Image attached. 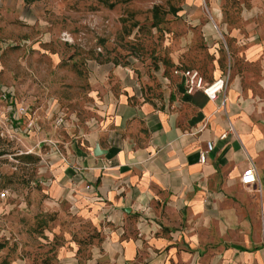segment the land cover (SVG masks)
I'll return each mask as SVG.
<instances>
[{"label":"crops","instance_id":"1","mask_svg":"<svg viewBox=\"0 0 264 264\" xmlns=\"http://www.w3.org/2000/svg\"><path fill=\"white\" fill-rule=\"evenodd\" d=\"M177 12L162 95L150 97L129 66L87 59L88 116L49 101L57 147L46 129L24 138L41 126L28 113L13 119L18 90L2 84L16 94L0 96V119L17 130L0 138L38 156L31 204L70 214L84 237L65 232L64 242L40 247L7 232L4 264H264V0H184ZM185 70L205 84L228 73L229 86L215 99L189 93ZM252 161L262 196L240 181ZM5 190L1 202L28 208L24 194Z\"/></svg>","mask_w":264,"mask_h":264},{"label":"rangeland","instance_id":"2","mask_svg":"<svg viewBox=\"0 0 264 264\" xmlns=\"http://www.w3.org/2000/svg\"><path fill=\"white\" fill-rule=\"evenodd\" d=\"M109 1L112 7L101 0H0V85L17 88L19 103L28 105V116L41 126L24 134L27 140L46 129L45 142H50L48 130L56 127L50 100L80 120L88 116L87 59L129 66L150 97L162 95L160 68L167 74L173 70L171 32L183 21L173 9L179 10L184 0ZM157 6L161 14L155 16ZM24 150L21 141L0 138V190L9 188L28 200L27 209L12 199L0 201V264L7 260V232L19 235L16 244L40 247L64 242L65 232L84 238L77 235L79 222L70 214L31 204L37 200L38 156L28 157ZM262 181L254 190L258 196ZM47 231L58 235L49 237ZM261 232L264 236L263 215Z\"/></svg>","mask_w":264,"mask_h":264},{"label":"built area","instance_id":"3","mask_svg":"<svg viewBox=\"0 0 264 264\" xmlns=\"http://www.w3.org/2000/svg\"><path fill=\"white\" fill-rule=\"evenodd\" d=\"M179 73L178 70L175 71ZM187 77V91L189 93L194 92L196 89H201L209 98L215 99L219 94L224 93L229 86L230 75L227 73L225 76H222L212 83L205 84L203 82V78L198 74L197 71L185 70L183 73ZM15 90L12 87H8L5 85H0V96L5 99L14 100ZM15 102V100L13 101ZM226 98L224 97L222 100V105H225ZM15 114L13 119H19L21 116L26 115L28 113V107L23 104L14 105ZM13 119L6 118L4 120L0 119V131L1 132H9L12 136L13 130H17V128L13 127ZM50 143L57 147L53 141ZM214 147V142L209 141L207 143V149L201 152V161L205 162L207 158V153L212 150ZM59 154L61 152L59 149H56ZM62 155V154H61ZM241 183L246 186H257L260 182V176L256 167V164L252 161L249 166H247L242 173ZM9 196V192L7 190H0V200H6Z\"/></svg>","mask_w":264,"mask_h":264},{"label":"trees","instance_id":"4","mask_svg":"<svg viewBox=\"0 0 264 264\" xmlns=\"http://www.w3.org/2000/svg\"><path fill=\"white\" fill-rule=\"evenodd\" d=\"M101 1H104L108 6L112 7L114 5V2H110L109 0H101ZM173 11H177L176 9H173ZM161 12L158 11V6L155 8V16H158L160 15Z\"/></svg>","mask_w":264,"mask_h":264}]
</instances>
